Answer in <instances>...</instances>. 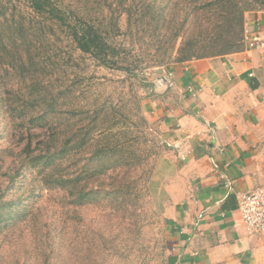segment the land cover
Returning a JSON list of instances; mask_svg holds the SVG:
<instances>
[{
    "label": "rangeland",
    "instance_id": "374dc122",
    "mask_svg": "<svg viewBox=\"0 0 264 264\" xmlns=\"http://www.w3.org/2000/svg\"><path fill=\"white\" fill-rule=\"evenodd\" d=\"M60 1L70 9L87 6L115 32L134 71L82 54L61 28L31 15L24 0H0V201L12 203L0 210V263H37L49 234L54 264H167L169 148L145 101L158 78L182 64L174 57L190 29L188 12L205 14L213 0H135L155 9L129 28L116 0ZM255 9L244 13L245 34L250 17L263 12ZM158 13L160 23L167 19L180 32L148 27ZM160 41L165 47L157 49ZM28 54L45 67L40 82L20 76ZM38 136H58V149L85 139L52 169L72 185L53 188L50 167L26 158ZM70 137L74 142L64 146ZM103 146L107 154L98 158Z\"/></svg>",
    "mask_w": 264,
    "mask_h": 264
},
{
    "label": "crops",
    "instance_id": "0c3cea01",
    "mask_svg": "<svg viewBox=\"0 0 264 264\" xmlns=\"http://www.w3.org/2000/svg\"><path fill=\"white\" fill-rule=\"evenodd\" d=\"M167 71L145 101L169 148L167 264H264V233L249 234L238 206L264 187V12L244 50Z\"/></svg>",
    "mask_w": 264,
    "mask_h": 264
},
{
    "label": "trees",
    "instance_id": "16d2710c",
    "mask_svg": "<svg viewBox=\"0 0 264 264\" xmlns=\"http://www.w3.org/2000/svg\"><path fill=\"white\" fill-rule=\"evenodd\" d=\"M24 1L29 5L31 15L47 19L61 28L82 54L94 58L109 69L134 71L133 66L126 65L121 57L124 49L113 39L116 35L115 32L104 27L101 22L97 23L98 17L91 16L87 6L76 10L67 8L60 0ZM116 1L122 14L127 16L128 28L131 25V20L142 21L147 13H151L155 9L154 3H146L145 1L141 4H136L135 0L130 3H128L129 0ZM212 3L206 9L205 14L204 12L199 13L198 10L188 12L186 20L190 18V29L185 33L186 39H184L174 57L176 62L186 63L199 59L221 57L244 50L246 46L245 11L256 10V7L263 6L261 10L264 12V0H255L245 5L240 0H213ZM215 6H218L217 9ZM136 13H138V19ZM210 13L212 15H209ZM172 17H174L173 14ZM170 25L171 21H167V19L160 23L159 13L152 16L150 23H148V27H151L154 31L162 27L163 30L166 28L170 31L177 30L178 33L180 32V29H176L175 26L170 27ZM163 34L164 38L166 33ZM164 45L165 43L160 41V46L157 49H161ZM18 67L21 70L20 76L25 79L29 78L34 83L40 82L39 74L45 69L43 63L33 54L27 55L26 62L22 59ZM37 138L39 140L37 149L26 155V158H30L31 162L34 161L35 165L43 166L41 167L43 169L50 167L48 177L53 188L57 186L66 188L68 185H72L73 180H63L52 169L58 165V159L63 158L67 151H71L75 146L81 148L85 139L83 138L82 143H77L70 148L62 149L61 147V149H58V136L52 138L38 136ZM74 138L70 137V140L64 146L74 142ZM32 145L33 141L31 139L27 147L31 148ZM105 154H107L106 146L100 147L97 157H103ZM11 205L12 203L8 204L0 201V210ZM38 232L41 233V231ZM43 240H45V245L43 244L41 247L42 251L38 254V261L32 264H54L55 247L53 242H50L51 236L45 234ZM23 264H27V262Z\"/></svg>",
    "mask_w": 264,
    "mask_h": 264
},
{
    "label": "built area",
    "instance_id": "2783aa9c",
    "mask_svg": "<svg viewBox=\"0 0 264 264\" xmlns=\"http://www.w3.org/2000/svg\"><path fill=\"white\" fill-rule=\"evenodd\" d=\"M257 42L258 38L249 41L248 47L254 48ZM181 158L185 160L186 156L182 155ZM238 206L242 223L249 234L264 233V187L242 194L239 197Z\"/></svg>",
    "mask_w": 264,
    "mask_h": 264
}]
</instances>
